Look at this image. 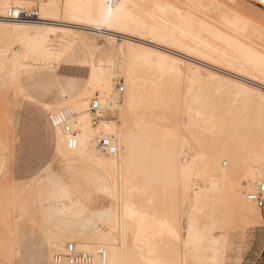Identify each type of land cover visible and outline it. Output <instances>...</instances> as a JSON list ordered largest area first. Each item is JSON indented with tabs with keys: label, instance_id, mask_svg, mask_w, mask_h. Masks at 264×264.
Listing matches in <instances>:
<instances>
[{
	"label": "bare ground",
	"instance_id": "bare-ground-1",
	"mask_svg": "<svg viewBox=\"0 0 264 264\" xmlns=\"http://www.w3.org/2000/svg\"><path fill=\"white\" fill-rule=\"evenodd\" d=\"M77 1L72 3V0H63L60 8L55 0H0V10L9 6L36 4L41 20L30 23L0 21V73H4L10 81L14 80L17 72L20 73L21 70L28 71L37 65L50 67L66 48L63 47L53 53L48 49L49 43L52 37L66 28L105 34L122 40L116 49L121 61L116 74L113 73L115 66L110 61L108 63L113 66L112 70L109 66L90 61L87 84L82 92L73 98L57 102L51 105L52 107L44 104L50 114L53 109L55 111L57 107L66 106L75 115V123L72 125L78 131L75 146L68 147L66 138L59 129H56L55 158L65 160L67 166L81 165L83 169L85 167L83 176L115 203L112 207L92 214L94 218L96 217L97 224H100L98 228H94L91 235L95 242L105 249L106 255L103 263L96 261L94 264H131L134 258L138 264H188L191 258L204 261L208 258L205 256L208 252L215 255L222 251L221 247L227 242L226 234L211 232L217 221L213 220L212 212L222 191L228 193L231 204L238 213L236 217L247 222L246 225H250L252 217L259 214L257 206L249 201L246 195L255 184L264 179V138L258 147L251 140L244 138L240 131L250 130L258 125L255 124L254 116L245 113L246 104L250 96H256L264 108V95L237 80L247 75L251 83L264 87V64L238 57L218 35L204 28L190 14L179 12L169 6H155L146 0H81V3ZM192 1L233 8L241 0ZM61 16L64 21H60ZM76 39L79 37L75 36L74 40ZM13 45L19 46V50L13 51L11 49ZM187 52L193 57L188 56ZM214 62L227 67L219 71L238 79L231 81L218 76L216 67L212 66ZM108 63L106 62L107 65ZM233 68L237 71L234 72ZM241 69L250 72L243 73ZM113 77L121 78L126 87L122 101L118 105H114L117 92L113 94L112 91ZM183 77H187V84L185 83L184 90L180 91L179 86L183 82L181 80ZM203 79L231 85L236 92L231 91L232 95L219 87H214L212 91L208 85H203ZM222 92L227 93V98L230 95L233 99L225 100L224 97L225 101L215 102L219 98H215L214 101L212 98L214 93ZM94 93H98L96 98L102 105H109L110 110L115 111L117 120L103 117L96 126L91 124L88 105ZM222 106L226 108L225 111ZM220 111H223L225 116ZM180 115L186 118L185 125L183 123L179 125L181 127L184 125L183 131L189 135V138L185 137L187 140L178 134L181 129L177 126L178 120L172 126L174 130L175 126L179 130L173 131L168 125L172 118ZM204 134L212 139L216 136L218 143L216 140L209 141ZM108 135L115 138L116 156L103 154L98 150V140L101 136ZM194 145L195 148L192 147ZM184 147L186 150L193 148V153H185ZM4 148L6 147H3L5 152ZM227 164L228 166L223 168ZM192 176L201 179L202 185L191 183ZM37 181L41 182L39 179ZM243 183L247 184L245 189ZM29 184L20 187H24L25 190V186L29 187ZM43 184L45 183L42 181ZM153 187L154 190L151 189ZM40 188L39 186L38 189ZM156 189H161L164 194H169L175 189L180 194L181 204L185 205L188 202V208L185 206L183 208L187 210L185 214L183 213L186 227L182 242L174 222L165 214L156 216L152 210L154 195L158 193ZM10 191L14 192L11 189ZM54 191H57L55 195L58 194V198L54 196L53 198L60 202H68V205L62 204L64 216L72 212L70 215L76 214L73 217L76 220V216L83 215L82 208H78V205L77 213L74 206L76 201L69 197L67 188L61 187ZM145 195L147 204L152 207L146 210L136 208L132 203L134 197ZM71 208L73 211H70ZM39 210L43 211L41 208ZM44 211L48 209L45 207ZM199 216L205 219V223L211 224V228L206 230L200 223ZM222 217L225 221H233L235 211ZM72 226L70 233L79 231L75 227L72 230ZM103 227L105 230L101 231ZM80 230L82 231V228ZM129 231L131 234L128 237ZM67 236L64 235L63 238L67 239ZM61 239L55 238L52 246H58L57 242ZM91 245L94 244L78 243L77 247L94 253L96 250Z\"/></svg>",
	"mask_w": 264,
	"mask_h": 264
},
{
	"label": "rangeland",
	"instance_id": "rangeland-1",
	"mask_svg": "<svg viewBox=\"0 0 264 264\" xmlns=\"http://www.w3.org/2000/svg\"><path fill=\"white\" fill-rule=\"evenodd\" d=\"M55 1L59 7L62 8L63 0ZM76 1L72 0V3H76ZM146 1L155 6L166 5L179 12L190 14L200 25L208 29L210 32L218 35L235 55L253 61H260L264 64V10H261L248 0H241L240 3L233 8H224L209 3H196L192 0ZM78 2L81 3V0H78L77 3ZM38 3L39 2H37V4ZM19 7L34 8L40 14L38 5L36 4L31 6L19 5ZM60 19V21H64L62 16ZM75 36L79 37L77 40L80 47L74 46L71 50L65 51L60 58L53 61V63L56 64L55 66L51 62L52 64H50V69L40 70L38 67L43 65H37L32 67L31 70H21L22 72H17L18 76H15L16 80L14 79L10 81L9 78L7 80L4 73H0V158L2 157L0 159V264H51L52 253L54 251H60L67 243L74 244L76 249L81 251L84 250L77 247L78 243L94 244L91 246H94L95 250L103 248L95 242L96 240L93 235H91L94 228L100 224H97L98 221L96 217L94 218V216H92V214L94 213L95 215L96 211L112 207L115 205L114 200L108 195L97 190L94 187V184L89 182V179H86L83 176L85 167L83 169V166L81 165L67 166L65 160L55 158L53 136L47 127L48 115L50 114V111H45L43 109V104H48L52 107L59 101L61 98L58 94L59 84L68 82L75 88H82L86 86V82L88 80V68L71 62L77 58H81L83 55L90 57L94 63L99 62L102 66H109L111 70L113 69L112 67L115 66L113 73L116 74L115 72L118 70L117 66L119 65V62H121L120 57L116 53V49L118 44L122 43V40L105 34L76 31L66 28L64 31L60 30L55 37H52L48 49L53 53H56L60 51L62 47L70 46V44L74 41ZM11 49L18 51L19 46L13 45ZM187 55L192 56L190 52H187ZM109 61L110 63H113V66L111 64L109 65ZM185 61L186 63H189L187 60ZM52 65L53 67H51ZM212 66L214 68L216 67L215 70L217 71L216 73L218 76L227 78L231 81H236L238 79L233 75H229L221 70L219 71V69L223 70L224 68H227L224 64L214 62L212 63ZM233 71L236 72L237 70L233 68ZM241 71L243 73L250 72V70L245 71L242 69ZM184 73L190 76L188 72L184 71ZM254 76L256 77L257 74ZM186 78L183 77L181 79L183 82L180 83V91H183L185 85L187 84ZM249 78V76L244 75L242 79L245 81L242 79H238L237 81L250 86L255 91L264 95L263 85L251 83ZM209 80L210 79H203V85H208L211 90H214V87H219L223 91L230 94H232V92H236V89L231 87V85L220 82L216 83L217 81L213 82L214 80H211V82ZM208 86L206 87L210 89ZM120 87L123 88V92L121 94L122 101V95L125 93L126 87L124 86L121 78L113 77V94L116 93ZM22 88L23 91H21ZM21 92H24L23 95ZM227 93H214V97L212 98H214V101L216 100L215 98H219V100H216L215 102H223L230 98L233 99L230 95L227 98ZM96 96H98V93H94L90 97V100ZM220 98H224L225 100H220ZM246 106L247 108L245 113H247V115L249 114L248 116H254L255 124L258 125H255L257 127L254 126V128H251L250 130H241L240 134L244 138L251 140L254 145H258V147H260L264 138V108L256 96H250ZM222 107L220 110H222ZM67 108L68 107L66 106L57 107V110L55 109L54 111L53 109L52 111L56 112ZM224 109L226 108L223 107V110ZM220 113L224 115L223 111H220ZM116 116L115 111H111L106 113L104 118L115 121L117 120ZM180 116H178L180 117L179 119L178 117L175 119L172 118L168 123V125L171 126L170 128H173V131L179 130L182 123L184 125L186 123L184 122L186 118L183 115ZM226 118L229 120L228 117ZM227 120L225 119L226 124ZM175 121L177 122L179 129L175 126L176 129L174 130V126L172 125L176 123ZM183 126L178 131V134L179 136L181 135V137L189 138L188 133L186 134L183 131L185 130ZM215 137L216 136H214V138ZM206 138H208L209 141L218 140L217 137L212 139V137L210 138V136H206ZM220 138L224 139V137ZM221 139L219 140V143L221 142ZM217 140L215 142L218 143ZM8 145L11 146V148ZM189 145L191 146V142H189ZM3 147H6V149L4 148L5 152ZM192 147L195 148V145ZM193 148L191 150H186V147H184L183 149L186 150L185 153L192 154L194 151ZM4 156H6V159ZM181 158L185 159L183 156ZM227 166L228 164L223 168H226ZM45 170H47L46 174ZM38 179L41 181L40 183H38ZM200 180L201 179L194 176L191 177V183L202 185V181ZM35 181L36 183H34ZM42 181L45 184L42 185ZM47 181H50L51 184ZM28 183H30L31 186L30 184L29 187L26 185L25 190L23 189L24 187H20ZM39 186L41 187L40 189H38ZM245 186H247V184L243 183L244 189ZM27 187L30 188L31 191H28L29 189ZM61 187L67 188L69 191V197L75 199L76 205L74 206L76 209L77 205L79 206L78 208H82V212H80L83 213V215L81 217H79V215L76 216V220L77 217H79V221L81 220L80 222L78 221L79 224L78 222L76 223L75 218H73L76 214H72L73 216L70 215L72 212H66L67 214H65V210L63 212L67 216L62 214L61 209H64L62 204L66 203L68 205V202L63 201V203L60 202V200L53 198V196H58V194L55 195L57 191L54 190ZM10 189L14 190V192L10 191ZM51 189L53 192H51ZM151 189L154 190V187ZM160 190L161 189H156V192L158 193H155L154 195L155 199L153 207L147 204L146 195L134 197L132 203L136 208H141L142 210L150 209V207H152L156 216H161L162 214L168 216L170 220L174 222V227L178 237L181 239L180 241L182 242V237L184 236L186 227V218L184 214L188 208V202L187 204L182 205L180 201V194L175 189H172L169 194H164L161 192L162 190ZM51 200H53L54 203ZM58 203L60 204L58 205ZM83 205L86 207H83ZM48 206L51 207L48 208ZM184 206L187 207L185 210L183 209ZM215 206L216 207L212 212L213 220L217 219L214 228H211V224L209 225L208 223H205V219H202L200 216L199 221L203 224V227L206 230L207 228H211V232L213 233L226 234L227 242L224 247H221L222 251L220 250V252H217L215 255L208 252L211 254L209 255L207 253L205 255L208 257V261H206L207 259L202 261L191 258L189 259L188 264H253L255 261V264H264V210H259V214L252 217V223L248 222L250 225H246L247 222H244L240 218L238 219V217H236L238 216V213L232 206L231 200L226 191L225 193L222 191L219 194ZM45 207L48 211H44ZM40 208L43 209V211L39 210ZM71 210L72 208L70 211ZM75 210L73 213L76 211L77 213L79 212L78 209L76 211ZM83 210H85V212H83ZM234 211L235 218L233 221H225L223 219L222 215L225 216V214H231ZM50 215L54 217L52 218ZM90 217L94 220H91ZM73 220H75V222H73ZM63 221L65 223H63ZM69 223L72 225L74 223V226ZM81 224L82 226H80ZM71 226L73 227L72 230H74L75 227V229H79V231L75 230L76 232L70 233ZM80 228H82V231ZM83 229L85 230L84 233ZM104 230L105 227L101 229V231ZM130 234L131 231L127 233L128 237ZM64 235H68V238H63ZM55 238L62 239L57 242L58 246L54 247L52 246V243ZM181 242L179 243L181 244ZM89 252L92 253V251ZM179 254V256H181V249ZM134 259L131 264H138V262ZM211 259L214 260L211 261Z\"/></svg>",
	"mask_w": 264,
	"mask_h": 264
},
{
	"label": "built area",
	"instance_id": "built-area-1",
	"mask_svg": "<svg viewBox=\"0 0 264 264\" xmlns=\"http://www.w3.org/2000/svg\"><path fill=\"white\" fill-rule=\"evenodd\" d=\"M255 6L264 10V0H248ZM0 21L13 23H30L41 22L39 13L34 8H24L9 6L4 10H0ZM123 88L117 90L114 105L121 103V94ZM109 105H102L100 101L94 97L90 100L88 111L91 115V124L96 126L104 115L110 112ZM48 123L52 129H59L62 135L66 138L68 147L75 146L78 131L73 128L75 123V115L69 110H59L48 115ZM98 150L110 156H116L117 148L115 145V138L111 135L101 136L97 143ZM247 199L253 202L260 211L264 210V179L255 184L253 188L248 191ZM105 250L103 248L97 249L94 253L77 250L75 245L67 243L60 251H54L51 256L52 264H94L96 261L104 262Z\"/></svg>",
	"mask_w": 264,
	"mask_h": 264
},
{
	"label": "crops",
	"instance_id": "crops-1",
	"mask_svg": "<svg viewBox=\"0 0 264 264\" xmlns=\"http://www.w3.org/2000/svg\"><path fill=\"white\" fill-rule=\"evenodd\" d=\"M74 46L76 47H80L79 43H78V40H74L70 46H66V51L67 50H71V48H73ZM63 48V47H62ZM61 48V49H62ZM60 49V50H61ZM65 53V52H64ZM62 56V55H61ZM90 61H93L90 57H87L86 55H83L81 58H77L76 60L74 61H71V62H74L75 64H78V65H83V66H86L88 68V74H89V64H90ZM94 62V61H93ZM40 70H47V69H50V67H41L39 68ZM85 87V86H84ZM84 87L82 88H75L71 83H64V84H59V91H58V94L60 95V99L58 102L60 101H63V100H67V99H70V98H73L75 96H77L80 92L83 91ZM43 109L45 111L46 108L44 107V104H43ZM47 127L48 129L51 131V134L53 136V143H54V154H55V150H56V144H57V130L56 129H52L49 124L47 123ZM256 262V261H255ZM255 262L253 264H255Z\"/></svg>",
	"mask_w": 264,
	"mask_h": 264
}]
</instances>
